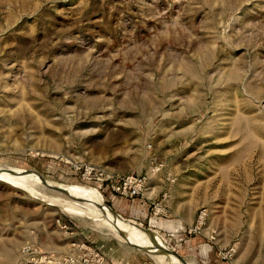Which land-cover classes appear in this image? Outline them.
<instances>
[{
    "label": "rangeland",
    "instance_id": "374dc122",
    "mask_svg": "<svg viewBox=\"0 0 264 264\" xmlns=\"http://www.w3.org/2000/svg\"><path fill=\"white\" fill-rule=\"evenodd\" d=\"M81 164L147 175L144 198H120L147 218L126 219L182 264H264V0H0V171L117 212ZM99 218L0 179V264L77 243L166 264Z\"/></svg>",
    "mask_w": 264,
    "mask_h": 264
},
{
    "label": "built area",
    "instance_id": "2783aa9c",
    "mask_svg": "<svg viewBox=\"0 0 264 264\" xmlns=\"http://www.w3.org/2000/svg\"><path fill=\"white\" fill-rule=\"evenodd\" d=\"M75 169L80 171L84 181L93 182L99 191L105 192L106 189H109L120 198H143L147 191V175L120 177L109 174L91 164H81ZM162 206V203L155 204L157 212L165 210ZM206 216V211L201 212L198 224H202ZM20 259L19 264H114L108 261L98 249L84 243L74 244L71 252L61 255L41 254L36 249L26 247L22 250Z\"/></svg>",
    "mask_w": 264,
    "mask_h": 264
},
{
    "label": "bare ground",
    "instance_id": "6f19581e",
    "mask_svg": "<svg viewBox=\"0 0 264 264\" xmlns=\"http://www.w3.org/2000/svg\"><path fill=\"white\" fill-rule=\"evenodd\" d=\"M0 179H4L11 184L17 185L18 187L27 190V192L29 194H31L32 196L39 198V199H42L51 205L58 206L65 213H69V214H72L75 216H80V217H86V218H88V217L94 218V217L98 216V217H100L99 218L100 221L106 227L111 229L117 238H120V239L125 240V241H130V240L132 241L133 240L132 242L138 243L141 248H148V249L152 250V247H153V248L157 249L159 252L168 255V259H167V257L165 259L166 264H182L181 260L178 261L177 255L174 256L173 254L168 253V251L165 248L168 246V243L160 235H158L155 232L145 230L143 228L142 229L138 228L137 226H135L131 222L132 220H130L129 223H125L124 221L119 219L117 216H115L112 213V211L109 210L108 208H106L105 206H102L98 203L95 204L90 200H87L83 197H80V194L77 190L71 189V190L75 191L76 194L79 195L80 199H77L76 201H72V202H70V201H68V202L56 201L55 202L50 198L43 197V195H46L45 193L41 195V193L32 192V187H31L32 184L31 183L36 181L33 178H28L27 182L26 181L22 182L21 180L16 179V177L14 176V173L12 171L9 173H5V172L0 171ZM67 189H69V188H67ZM99 205L101 208L99 207ZM103 208L106 209L107 211H105ZM125 226L132 228V229H128V230H133L136 233V234H134V236H136V237L129 240L126 237V233L124 231V229H126V228H124ZM115 230H117V232Z\"/></svg>",
    "mask_w": 264,
    "mask_h": 264
},
{
    "label": "crops",
    "instance_id": "0c3cea01",
    "mask_svg": "<svg viewBox=\"0 0 264 264\" xmlns=\"http://www.w3.org/2000/svg\"><path fill=\"white\" fill-rule=\"evenodd\" d=\"M103 193H106V191L105 192H103ZM105 197H106V200L107 201H113V202H115V205H116V207H118V208H116L115 207V210L121 215V216H124L125 218H129L128 216H126V213L124 212V209H126V208H128V210L130 209H132V217L133 218H135L136 219V217L134 216V213L135 214H137L138 212L140 213V211H141V213H142V210L145 208V206L147 205V203L145 202V201H139L138 202V204L135 202V203H132L131 201H130V205L128 204V202L129 201H123V199H120V197H118V196H116L115 194H112L111 192H110V194H106L105 195ZM144 198V197H143ZM115 205H113V207L115 206ZM129 210V211H130ZM143 218H147V213L146 214H140ZM136 220H138V219H136ZM160 220H161V223H165V222H167V223H171L172 225H173V229L172 230H168L166 227H164L163 226V230H165V232L167 233V234H170V235H176V234H178V233H180V231H178V230H176L177 228H175V224H174V222L172 223L171 221H168V220H162V218H160ZM127 245V244H126ZM108 246H122V244L120 243V242H112V243H109L108 244ZM174 251H176L175 250V248H173V247H171ZM205 251V250H204ZM109 258H110V260H112V262L114 263V264H143L141 261L140 262H138L135 258H134V260H130V259H127L125 256H123V257H119V259L118 258H114V257H112V256H110V255H107ZM119 260V261H118ZM144 264H147V263H144Z\"/></svg>",
    "mask_w": 264,
    "mask_h": 264
},
{
    "label": "water",
    "instance_id": "95a60500",
    "mask_svg": "<svg viewBox=\"0 0 264 264\" xmlns=\"http://www.w3.org/2000/svg\"><path fill=\"white\" fill-rule=\"evenodd\" d=\"M109 208V210L112 211V213L117 216L119 219H121L122 221H124L125 223H129V219L124 218L123 216H121L120 214H118L117 212H115L111 207H107ZM166 250L168 251L169 254H173L174 256H176L177 254L175 253L174 250H172V248H170L169 246L165 247ZM178 256V255H177ZM179 257V256H178Z\"/></svg>",
    "mask_w": 264,
    "mask_h": 264
}]
</instances>
